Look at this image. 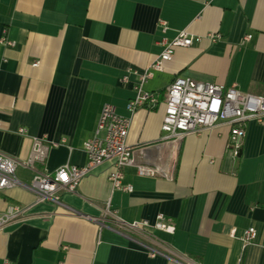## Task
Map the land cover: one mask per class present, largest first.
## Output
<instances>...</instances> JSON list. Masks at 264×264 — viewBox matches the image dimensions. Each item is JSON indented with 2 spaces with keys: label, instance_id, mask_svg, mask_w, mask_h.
<instances>
[{
  "label": "crops",
  "instance_id": "crops-1",
  "mask_svg": "<svg viewBox=\"0 0 264 264\" xmlns=\"http://www.w3.org/2000/svg\"><path fill=\"white\" fill-rule=\"evenodd\" d=\"M181 30L201 38L175 47L145 90L162 92L177 75L264 89V0H0V37L14 42L0 43V151L24 162L33 137L48 146L33 167L17 166L22 184L0 191V211L32 204L27 218L0 229V263L182 264L170 249L188 264H264V120L247 122L233 154L227 124L165 139L162 97L153 108L126 109L135 77L122 82V75L146 68L162 50L160 39ZM106 102L130 115L136 161L162 174L127 166L123 182L133 189L111 191L106 161L74 191H61L60 203H33L26 185L36 171L85 164L83 142ZM106 207L126 221L153 222L162 213L175 230L150 231L160 246L116 230L108 216L100 225L93 218L102 219ZM249 226L256 236L243 247ZM140 241L161 254L148 255Z\"/></svg>",
  "mask_w": 264,
  "mask_h": 264
},
{
  "label": "built area",
  "instance_id": "built-area-1",
  "mask_svg": "<svg viewBox=\"0 0 264 264\" xmlns=\"http://www.w3.org/2000/svg\"><path fill=\"white\" fill-rule=\"evenodd\" d=\"M161 23L164 30L166 24L164 21ZM206 36L211 41L219 38L218 33H208ZM249 37L250 35H247L246 39ZM200 38V36H195L185 30L178 32L172 39L162 37L159 41L162 45L161 52L146 68L143 70L128 68L122 75L121 81L128 82L130 75H133L135 82L132 86L134 95L128 99L126 109L131 115L140 107L153 108L162 97L165 105L161 122L163 138L179 139L188 133H199L219 124H227L230 131L227 147L233 154H236L245 135L247 122L261 123L264 120V89L261 92L253 93L241 90L235 84L224 86L181 75L175 76L162 92L144 89V84L151 78L153 71L162 69L163 63L172 57L175 47L189 46ZM0 43L14 44L13 41L4 36L0 37ZM37 64V61L33 62V65ZM130 115L119 114L113 104L104 103L93 135L83 142V149L86 154L85 164L65 163L51 172L36 171L29 185H26L34 193L33 203L43 201L60 203L61 191H74L84 176L94 167L106 161L111 163V169L108 173L111 191H131L133 189L131 184L123 182L124 168L127 166L135 167L139 175L156 176L162 174L156 165L136 161L134 146L127 142L131 122ZM18 132L25 133L26 129L20 127ZM55 144L53 142V145ZM47 147L42 138L33 137L31 152L24 162L0 151V191L22 184L15 175L17 166L22 164L33 167L34 161L43 160ZM31 205H7L3 211H0V229L11 222L27 218ZM106 216L112 221L116 230L148 238L160 246L163 244L153 240L150 231L159 229L172 233L175 230L174 223L165 219L162 213L156 214L153 222L146 219L126 221L116 211H111L106 207L102 219H93L98 221L100 225H104ZM255 236V228L253 226L247 227L242 235L243 247L252 242ZM140 243L146 248L148 255L161 254V250L155 245L143 241ZM168 251L171 254L170 257L174 256L182 264H188L184 258L177 256L172 250L169 249ZM0 264H10V262L5 259Z\"/></svg>",
  "mask_w": 264,
  "mask_h": 264
}]
</instances>
